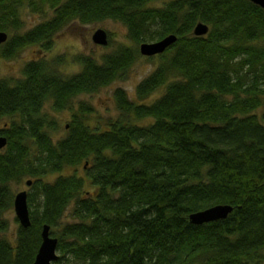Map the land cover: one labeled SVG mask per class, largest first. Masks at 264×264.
<instances>
[{
    "label": "trees",
    "instance_id": "1",
    "mask_svg": "<svg viewBox=\"0 0 264 264\" xmlns=\"http://www.w3.org/2000/svg\"><path fill=\"white\" fill-rule=\"evenodd\" d=\"M153 1L46 0L54 15L17 33L20 8L29 2L35 9L36 1L0 0V31H12L0 45L3 58L34 43L49 49L72 21H120L134 44L100 59L80 55V70L68 76L56 58L27 63L13 85L0 80V119L16 118L0 132L7 138L0 264H31L44 224L58 240L52 264H264V110L257 112L264 106V9L251 0ZM199 22L209 28L204 35L194 34ZM171 34L176 41L149 57L158 63L136 87L141 102L118 88L116 120L93 128L90 108L81 105L54 139L47 102L55 111L73 109L76 97L127 77L139 44ZM81 163L85 176L62 174ZM52 173L59 174L48 179ZM24 177L33 189L31 223L12 242L1 234V217L14 201L11 183ZM87 180L92 192L84 191ZM217 204L233 210L225 219L189 220Z\"/></svg>",
    "mask_w": 264,
    "mask_h": 264
},
{
    "label": "rangeland",
    "instance_id": "2",
    "mask_svg": "<svg viewBox=\"0 0 264 264\" xmlns=\"http://www.w3.org/2000/svg\"><path fill=\"white\" fill-rule=\"evenodd\" d=\"M35 1L37 3V7L35 9L31 7L29 2L25 3L20 8L19 13L22 24L15 26L13 31L16 30L17 33H23L54 15L53 9L47 2H45L46 0ZM162 2L163 0H154L151 4L161 5ZM38 7L41 9H38ZM99 28L104 29L110 38L109 43L105 46L98 45L93 42L92 36ZM7 33L9 38L12 31H8ZM121 44L131 46L134 45L127 36V27L120 21L114 19H105L91 23L72 21L53 35L52 44L49 49L42 46L40 43H34L27 45L11 58L0 57V80H4L10 85H13L15 82L19 81V79L21 80L24 78V68L27 63L36 60L38 61L40 59H47L52 62L53 60L55 61L56 58L60 60L58 69L63 75L68 76L79 71L81 68V64L78 63L76 57H79L80 55H89L100 59L103 54L111 52ZM138 46H140V44ZM157 63V57L150 59L149 57L141 54L130 67L127 77L118 79L110 85L102 87L95 93L82 94L76 97L73 101V109L67 108L62 111H55L52 108V103L47 102L44 106V112L49 118H54L58 125V130L56 132H51L54 139H58L66 134V130L68 128L67 125L72 118L73 112H79L81 105L90 108L88 123L93 128H103L108 121L116 120L120 113L117 109L114 92L118 88L123 89L130 99L141 102L136 95V87L155 69ZM160 92L161 90L154 92L144 101L149 102L154 100L159 96ZM263 110L264 106L258 108V114L261 115ZM15 119L16 118L14 117H5L0 119V130L3 129L5 125H10ZM146 121L148 120H134V122H138L139 124L145 123ZM84 169V165L81 163L76 168L72 167L64 169L62 174L67 175L75 172L78 175L85 176ZM58 174L59 173L49 174L48 179L52 180ZM29 180H31L30 177H24L21 182L11 183L10 189L12 193L15 195L17 192L22 190L32 192V187L26 184ZM93 189L94 187L87 180L84 191L92 192ZM1 218L4 219L6 224V229L1 232V234L10 241L14 242L20 223L15 214L13 204L3 213Z\"/></svg>",
    "mask_w": 264,
    "mask_h": 264
},
{
    "label": "water",
    "instance_id": "3",
    "mask_svg": "<svg viewBox=\"0 0 264 264\" xmlns=\"http://www.w3.org/2000/svg\"><path fill=\"white\" fill-rule=\"evenodd\" d=\"M253 3L259 5L264 9V0H251ZM208 26L205 23L199 22L194 28V34L204 35L208 32ZM93 42L98 45H107L109 42L108 33L104 29H97L93 36ZM177 37L176 35H167L159 40L152 42H143L139 46L140 53L144 56H155L163 53L169 46H171ZM8 40V33L0 31V45ZM7 144L6 136H0V149ZM31 185V180L26 182ZM28 191L22 190L14 195L13 207L19 223L23 227L30 225V213L28 206ZM233 207L228 204H217L208 207L204 210L193 212L189 215V220L194 224L207 223L219 219H225ZM58 240L50 234V225L44 224L41 230V244L38 248L34 261L31 264H52L59 258L57 252Z\"/></svg>",
    "mask_w": 264,
    "mask_h": 264
},
{
    "label": "flooded vegetation",
    "instance_id": "4",
    "mask_svg": "<svg viewBox=\"0 0 264 264\" xmlns=\"http://www.w3.org/2000/svg\"><path fill=\"white\" fill-rule=\"evenodd\" d=\"M48 61H49V62H51L50 60H48ZM19 80H20V79H19ZM7 127H8V125H5V126H4V128H3V129H1V130H3V131H4V130H5ZM1 130H0V132H1ZM0 136H5V134H4V133H1V134H0ZM3 148H4V147H3ZM3 148H2V149H0V151H1V150H3Z\"/></svg>",
    "mask_w": 264,
    "mask_h": 264
}]
</instances>
